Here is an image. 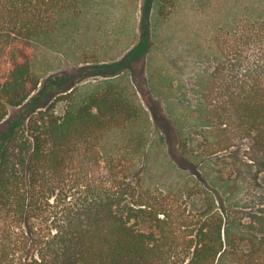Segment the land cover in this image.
<instances>
[{
	"label": "trees",
	"instance_id": "16d2710c",
	"mask_svg": "<svg viewBox=\"0 0 264 264\" xmlns=\"http://www.w3.org/2000/svg\"><path fill=\"white\" fill-rule=\"evenodd\" d=\"M170 1L157 3L159 18L176 10ZM81 3L0 0V123L41 84L33 68L37 44ZM215 41L221 59L193 111L195 131L206 138L205 155L246 141L244 153L233 156L242 215L227 225L210 195L202 212L190 214L178 193L128 181L147 120L123 81L130 61L148 52L139 44L93 66L92 75L103 77L98 84L55 93L66 103L63 113L47 102L1 145L0 264H264V5L246 8L232 28H218ZM117 134L125 145L104 156L102 145ZM147 221V229L140 226ZM230 226H244L245 248L230 238Z\"/></svg>",
	"mask_w": 264,
	"mask_h": 264
},
{
	"label": "rangeland",
	"instance_id": "374dc122",
	"mask_svg": "<svg viewBox=\"0 0 264 264\" xmlns=\"http://www.w3.org/2000/svg\"><path fill=\"white\" fill-rule=\"evenodd\" d=\"M169 1L82 0L78 13L37 44L33 68L41 84L28 102L0 123V147L14 128L25 125L29 115L47 102L55 100L56 111L63 113L65 101L58 99L60 94L52 97L59 90L71 84L80 90L98 84L103 77L92 75L93 66L121 59L131 48L146 44L148 52L130 61L131 72L126 71L123 80L136 91L147 116L141 121L145 140L140 155L133 158L135 168L128 181L178 193V202L190 214L202 212L210 195L228 225L242 215L239 201L244 188L236 180L233 156H241L247 144L242 141L239 149L216 155L201 153L206 138L195 131L198 120L193 111L221 59L215 41L218 28H232L246 8L262 6L264 0H172L176 10L159 18L157 3ZM125 143L122 135L111 136L102 145L104 156ZM260 181L264 186V172ZM118 211L125 212L124 204ZM140 226L147 229L150 224ZM241 227L239 231L230 226L229 234L245 248Z\"/></svg>",
	"mask_w": 264,
	"mask_h": 264
}]
</instances>
